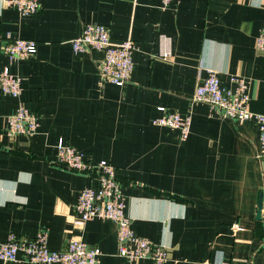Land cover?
<instances>
[{
    "label": "crops",
    "instance_id": "0c3cea01",
    "mask_svg": "<svg viewBox=\"0 0 264 264\" xmlns=\"http://www.w3.org/2000/svg\"><path fill=\"white\" fill-rule=\"evenodd\" d=\"M0 0V67L22 79L19 99L0 90V244L11 235H48L52 251L71 241L98 248V264L129 263L119 255L115 223L75 224L83 189L96 174L57 164V144L86 161L117 169L126 214L136 235L168 251L165 264H264V151L254 120L236 122L194 102L209 71L221 85H248L250 110L264 114V53L256 42L264 0H41L40 12L21 16ZM88 24L109 28L113 40L132 39L134 71L125 87L100 74L104 54L75 53L72 41ZM162 37L171 56L160 57ZM38 43L28 60H10L4 45ZM20 104L39 117L31 136H7V117ZM192 118L190 136L156 126L159 109ZM262 201L261 216L258 218ZM33 264L22 254L16 263Z\"/></svg>",
    "mask_w": 264,
    "mask_h": 264
},
{
    "label": "built area",
    "instance_id": "2783aa9c",
    "mask_svg": "<svg viewBox=\"0 0 264 264\" xmlns=\"http://www.w3.org/2000/svg\"><path fill=\"white\" fill-rule=\"evenodd\" d=\"M164 7H169L178 0H161ZM8 6L14 8L21 16L33 17L40 12L41 0H7ZM75 53L99 51L104 54L100 65V74L111 84L125 87L134 71L133 55L137 44L132 39L115 41L105 25L88 24L82 34L72 41ZM258 52L264 53V26L256 42ZM4 54L10 60H28L38 52V43L33 40L15 38L4 45ZM168 39L162 37L160 57L171 56ZM235 89L221 85L218 74L210 70L205 81L196 88L194 102L205 103L212 112L221 118L245 122L254 120L258 125L261 149L264 151V114L250 110V97L247 82L242 77L233 78ZM0 90L4 95L19 99L22 95V79L12 74L8 66L0 67ZM163 115L154 119L156 126L178 130L181 138L186 140L191 133L192 118L179 113L159 109ZM7 136L14 139L20 135L31 136L38 132L39 117L30 112L25 104H20L16 112L7 117ZM57 164L65 169L96 174L97 186L83 189L78 197L75 224L84 227L88 222L101 219L116 224L118 233L119 255L129 263L147 259L152 264H165L168 251L155 245L150 240L135 234L132 221L126 214V202L122 186L118 179L117 169L108 161L99 163L86 161L76 148L60 140L57 144ZM22 254L33 264H98L100 251L89 247L83 241H71L66 250L52 251L48 245V235L39 233L31 241H22L11 235L6 243L0 244V260L16 263ZM218 264H234L224 261Z\"/></svg>",
    "mask_w": 264,
    "mask_h": 264
},
{
    "label": "water",
    "instance_id": "95a60500",
    "mask_svg": "<svg viewBox=\"0 0 264 264\" xmlns=\"http://www.w3.org/2000/svg\"><path fill=\"white\" fill-rule=\"evenodd\" d=\"M261 210H262V201H260V204H259L258 218H260L261 216Z\"/></svg>",
    "mask_w": 264,
    "mask_h": 264
}]
</instances>
